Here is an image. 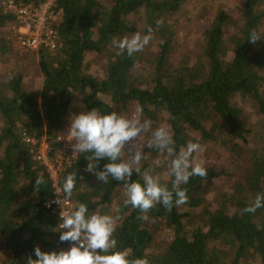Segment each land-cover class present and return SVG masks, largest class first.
Here are the masks:
<instances>
[{"label": "trees", "instance_id": "16d2710c", "mask_svg": "<svg viewBox=\"0 0 264 264\" xmlns=\"http://www.w3.org/2000/svg\"><path fill=\"white\" fill-rule=\"evenodd\" d=\"M186 1L54 0L60 10L50 24L57 33L54 48L29 49L10 37L14 17L0 0V264H26L27 257L36 259L37 246L42 252L71 247L59 240L56 211L44 205L54 181L36 159V145L24 138L44 139L55 149L57 136L70 127L73 100L82 112L95 108L127 118L140 106L151 132L158 123L166 125L177 152L189 141L204 151L208 175L181 185L187 203L171 211L157 204L145 219L123 206V182L109 177L104 184L86 171L91 153L56 167L59 190L68 174L77 176L71 209L85 203L89 213L120 216L116 250L131 249L129 259L147 258L149 264H264V207L243 211L264 193V0H239L235 17L218 9L190 54L172 65L177 43L170 16ZM149 27L153 38L143 51L118 54L114 39L146 35ZM252 30L261 37L255 44L248 41ZM89 55H100L97 73L87 68ZM33 58L38 86L28 82ZM236 98L257 120L248 121ZM150 138L138 140L144 144L139 167L153 176L164 173L157 177L171 189L166 153L148 148ZM108 162L100 160L96 170ZM131 181L143 184L135 171Z\"/></svg>", "mask_w": 264, "mask_h": 264}, {"label": "clouds", "instance_id": "9594fccd", "mask_svg": "<svg viewBox=\"0 0 264 264\" xmlns=\"http://www.w3.org/2000/svg\"><path fill=\"white\" fill-rule=\"evenodd\" d=\"M157 27L163 25V20H158ZM148 34L134 33L130 38L114 39L113 45L119 49L118 54L125 51L128 56L143 51L152 40V29ZM261 40L256 30L249 33V42L255 44ZM143 109L137 106L135 114L127 118L123 114L112 112L101 114L97 109L81 112L70 118L68 135L72 145L73 156L80 153H91L86 159V171L93 173L104 184L109 182V177L123 182V206H131L142 214L141 219L157 204H162L168 211L172 207L186 204L188 201L187 189H182V184H187L190 177H206L208 175L202 163L193 156L201 150L199 143L189 141L181 147L179 152L175 148L172 135L165 126H160L152 132L147 141L148 148H155L157 152L166 153L168 158L167 175L174 177L171 189L162 185L158 177L149 171H141L139 167L144 158L143 147L138 143L141 134L151 127V121L142 120ZM128 151L125 153V146ZM100 160L109 161L103 170L97 171ZM133 171L139 174L143 184L131 181ZM76 174H68L64 180L62 199L56 201L62 208L60 212L59 229L60 242H69V250L59 252H42L37 246L34 249L36 259L31 256L26 258V264H149L147 258L129 259L131 249H117V240L114 238L119 215L101 214L99 211L89 213L87 204L78 203L75 208L65 210V205L71 200L76 187ZM44 183L43 176L35 180L36 190ZM175 197V199H174ZM264 207V193H258L255 199L243 211L255 213ZM119 211V209H117ZM99 250V251H98ZM102 253V254H101Z\"/></svg>", "mask_w": 264, "mask_h": 264}, {"label": "built area", "instance_id": "2783aa9c", "mask_svg": "<svg viewBox=\"0 0 264 264\" xmlns=\"http://www.w3.org/2000/svg\"><path fill=\"white\" fill-rule=\"evenodd\" d=\"M54 0H39L35 3H25L20 0H1L3 8L13 15L14 22L10 24V37L22 48L37 49L41 46L54 48L57 33L51 28L50 24L56 20V16L60 13L59 9L53 8ZM60 144L68 143L69 146L60 144L55 149H50V146L44 139L33 140L24 138L25 141L36 145L35 157L46 166L49 176L52 178L54 192L48 198L44 205L51 207L56 211L58 216L57 227L60 221L61 206L56 203L62 199V193L56 186V167L61 163H66L73 160L72 145L69 144L67 137L59 135L56 138ZM71 209V202L65 205V210Z\"/></svg>", "mask_w": 264, "mask_h": 264}, {"label": "rangeland", "instance_id": "374dc122", "mask_svg": "<svg viewBox=\"0 0 264 264\" xmlns=\"http://www.w3.org/2000/svg\"><path fill=\"white\" fill-rule=\"evenodd\" d=\"M240 4L239 0H187L177 12V15H171L170 21L171 23H175L174 25V37L176 39L177 48L172 55L171 63L174 65L176 61L180 58V56L184 53L190 54L193 47H195L198 43V36L200 34L202 26L209 23L212 20L214 14L217 12L218 9L224 10L227 14L231 17H235L236 15V8ZM264 6V1L262 3ZM262 29H264V18L262 19L261 24ZM226 37V36H225ZM228 54L231 53V49L229 47V43L225 42ZM191 56V55H190ZM100 55L95 56H88L89 63L87 64V68L93 73H97V67L99 63ZM35 59L33 58L32 68L28 70V82L36 86L39 85V77L35 72L34 67ZM37 85V86H38ZM236 104L243 110L249 122H254L257 120V116L254 114L253 110L249 108L244 102H241L238 98L235 99ZM82 105L79 103L78 100H73L69 107L68 118L74 115L80 114L82 111ZM157 128L160 126H165L163 124H156ZM68 131H65L64 135L67 137L69 144H74L75 141H71V137L67 136ZM143 139L139 138L140 142H144V140L148 139L152 136V132L148 129L147 131L142 133ZM149 136V137H147ZM65 146H69L68 143L60 144V148ZM203 148L197 153H194L193 156L196 160L201 162L203 159ZM160 178H164V173H159L157 175ZM155 176V177H157ZM2 254H0V257Z\"/></svg>", "mask_w": 264, "mask_h": 264}]
</instances>
